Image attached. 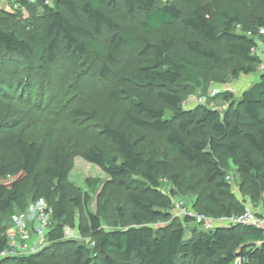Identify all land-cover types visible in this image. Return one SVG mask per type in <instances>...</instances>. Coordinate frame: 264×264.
<instances>
[{"label": "trees", "instance_id": "16d2710c", "mask_svg": "<svg viewBox=\"0 0 264 264\" xmlns=\"http://www.w3.org/2000/svg\"><path fill=\"white\" fill-rule=\"evenodd\" d=\"M223 1L199 0L186 12L163 0H19V10L0 7V60L11 59L41 73L67 59L89 77L118 83L109 93L116 106L71 109L73 122L100 120L101 128L81 132L48 154L43 169L42 145L13 137L17 158L0 164V251L9 246L8 232L17 214L44 200L53 217L42 251L0 264H62V257L67 264H264V230L256 226L202 228L186 237V227L195 224L192 218L167 224L173 218L176 189L184 184L190 191L210 186L199 194L196 210L207 217L242 215L247 200L260 203L256 213L264 215V71H259L263 59L254 52L264 36L259 34L264 30V0H227L230 6H222ZM246 1L256 15L251 25L245 24L241 11ZM126 17L137 20L138 31L122 21ZM162 31L167 32L160 35ZM142 34L153 40L139 42L138 68L122 72L121 61ZM225 56L243 63L234 78L259 74L258 81L238 99L223 92L228 104L224 111L206 104L185 107L184 92L205 95L207 79ZM8 123L16 124L6 119L0 126ZM133 131L137 136L131 139ZM144 131L159 135L177 154L182 172L142 155L137 146ZM75 156L108 175L127 193L132 207L127 219L119 209L123 228L103 230L91 211L88 221L81 218L78 231L90 233L91 243L64 237L68 212L75 216L81 205L69 191ZM233 172L240 197L228 180ZM165 175L174 186L170 194L163 189ZM101 182L92 180L91 193ZM90 202L86 195L85 205Z\"/></svg>", "mask_w": 264, "mask_h": 264}, {"label": "rangeland", "instance_id": "374dc122", "mask_svg": "<svg viewBox=\"0 0 264 264\" xmlns=\"http://www.w3.org/2000/svg\"><path fill=\"white\" fill-rule=\"evenodd\" d=\"M166 3H175L179 5L184 12L193 9L199 0L186 2L184 0H163ZM232 3L225 0L222 6H230ZM7 10H11L10 5H5ZM244 22L251 25L256 19V15L251 1H246L241 8ZM0 21L1 15H0ZM128 26H132L133 31H138L137 20L126 17L124 20ZM1 23V22H0ZM241 27L238 29L240 30ZM167 31L160 33L164 34ZM153 37L139 35L137 46L128 51L126 58L121 61V70L126 72L130 69H137L140 60L139 42L143 38ZM255 54L263 59L260 70L264 71V36L258 38V50ZM242 61L237 58L225 56L223 63L220 65L214 76L207 79V93L202 95L201 91H186L183 94L185 107H194L200 103V98L204 97L207 106L224 111L228 104L224 101L223 92L229 91L238 99L241 94L252 87L259 79V74L241 76L239 79L234 78V70L241 66ZM262 71V72H263ZM117 81L104 83L94 77H89L88 72L77 65L70 64L67 59L59 60L58 63L50 65L45 72L24 68L22 64L17 66L11 59L0 60V122L6 119L15 120L13 127H8L11 123L0 126V164L17 158L16 150L12 147L11 141L14 136H21L28 141H36L45 149L44 160L41 165L43 169L48 160V154L62 147L74 139L81 132L91 129L93 132L101 128L102 121L96 122H73L70 120L68 113L75 106L85 105V107L97 109L100 106H116L109 99L111 90L117 89ZM213 89H218L216 96L211 95ZM137 133H130V138H136ZM144 140L140 142L137 149L145 158L164 160L172 165V171L183 170V162L169 147L161 140V137L151 132L144 131ZM72 165L69 171L70 196L80 200V207L75 216L69 211L64 221L65 228H73L76 231L77 241L91 243L92 235L90 233H80L78 224L81 218L88 221V212L91 211L99 217L102 229L110 230L114 228H123L124 221L121 222L119 209L124 213V219H127L132 207L128 202L127 193L116 187L111 178L106 175L96 165L86 162L83 158L75 156L72 158ZM234 178L233 186L235 193L240 197L238 176L231 173ZM100 179L102 182L98 186L96 193H91L93 184L92 180ZM31 183L28 182V187ZM209 185L203 184L196 187L195 191H190L187 185L177 190L178 195L173 200L174 209L179 212L189 209L196 211L198 209V196L202 189ZM174 186L169 176H163V189L169 193ZM91 196V202L88 207L85 205V196ZM248 206L258 212L261 210V204L247 200ZM90 209V210H89ZM172 220L183 222V217L176 216L174 213ZM14 223V222H13ZM177 223V221H174ZM74 224L75 227H72ZM156 227V225H155ZM195 230H202L197 224H190L186 227V237L195 234ZM62 264L67 261L62 257ZM240 264V261H237Z\"/></svg>", "mask_w": 264, "mask_h": 264}, {"label": "built area", "instance_id": "2783aa9c", "mask_svg": "<svg viewBox=\"0 0 264 264\" xmlns=\"http://www.w3.org/2000/svg\"><path fill=\"white\" fill-rule=\"evenodd\" d=\"M32 3L34 0H27ZM49 4L51 0H45ZM10 5L11 9L19 10L21 5L19 0H0V7L2 5ZM260 35H264V30H260ZM255 52V51H254ZM259 71H263L262 69ZM219 93L218 89H213L211 95L214 97ZM205 98H200V103L203 104ZM228 180L231 184L234 183V178L230 175ZM234 187V186H233ZM178 210L174 209V213ZM178 217L192 218L195 224L201 226L205 230H212L220 226H231L235 224L256 226L264 230V215L257 214L250 207L239 216L223 217L214 219L207 217L197 211L185 209L178 211ZM53 217V209L44 201L33 204L26 212L17 214L13 218V228L8 232L9 246L0 251V261L16 256H30L42 251L47 245V233L51 228V220ZM76 231L73 228L64 229V237L66 239H75Z\"/></svg>", "mask_w": 264, "mask_h": 264}, {"label": "crops", "instance_id": "0c3cea01", "mask_svg": "<svg viewBox=\"0 0 264 264\" xmlns=\"http://www.w3.org/2000/svg\"><path fill=\"white\" fill-rule=\"evenodd\" d=\"M5 5H6V4L2 5L1 7H2V8H5Z\"/></svg>", "mask_w": 264, "mask_h": 264}, {"label": "bare ground", "instance_id": "6f19581e", "mask_svg": "<svg viewBox=\"0 0 264 264\" xmlns=\"http://www.w3.org/2000/svg\"><path fill=\"white\" fill-rule=\"evenodd\" d=\"M35 1H37V0H34L33 2H35ZM46 3V2H45Z\"/></svg>", "mask_w": 264, "mask_h": 264}]
</instances>
